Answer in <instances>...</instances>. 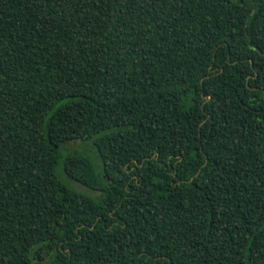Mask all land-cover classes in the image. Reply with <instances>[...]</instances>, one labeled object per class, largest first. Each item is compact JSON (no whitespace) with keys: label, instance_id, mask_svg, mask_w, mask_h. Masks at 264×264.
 <instances>
[{"label":"trees","instance_id":"trees-1","mask_svg":"<svg viewBox=\"0 0 264 264\" xmlns=\"http://www.w3.org/2000/svg\"><path fill=\"white\" fill-rule=\"evenodd\" d=\"M0 264H264V0H0Z\"/></svg>","mask_w":264,"mask_h":264},{"label":"rangeland","instance_id":"rangeland-1","mask_svg":"<svg viewBox=\"0 0 264 264\" xmlns=\"http://www.w3.org/2000/svg\"><path fill=\"white\" fill-rule=\"evenodd\" d=\"M72 148H81L84 150H87L88 152H90L93 156L96 157V152L94 151V148L92 146V144H90L87 141H80V140H75V141H71L70 143H68V145L66 146V149H72ZM61 175L63 176V178H67V176L64 173H61ZM70 181V180H69ZM70 183L81 190H85L87 191V189L83 186H81L79 183L75 182V181H70Z\"/></svg>","mask_w":264,"mask_h":264},{"label":"flooded vegetation","instance_id":"flooded-vegetation-1","mask_svg":"<svg viewBox=\"0 0 264 264\" xmlns=\"http://www.w3.org/2000/svg\"><path fill=\"white\" fill-rule=\"evenodd\" d=\"M118 221V220H117ZM82 238V237H81ZM81 241H83V240H81ZM83 245V244H82Z\"/></svg>","mask_w":264,"mask_h":264}]
</instances>
